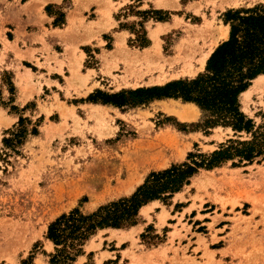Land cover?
Listing matches in <instances>:
<instances>
[{
	"label": "rangeland",
	"instance_id": "obj_1",
	"mask_svg": "<svg viewBox=\"0 0 264 264\" xmlns=\"http://www.w3.org/2000/svg\"><path fill=\"white\" fill-rule=\"evenodd\" d=\"M19 3L0 0V43L14 50L18 34L9 21L17 18ZM255 6H264V0H64L45 7V13L53 17V27L62 28L69 13L68 27L60 33L64 39L54 48L61 57H70V63L65 62L67 73L61 72L63 61H56L59 77L68 76V85L64 92L57 90L59 96L55 94L54 100L38 98L23 107L13 104L10 93L3 95L0 264H21L30 256L31 264H49L54 246L45 234L57 217L74 209L92 213L130 196L151 172L184 162L189 152L210 153L235 138L227 127L205 129L199 108L181 99L116 107L94 103L88 97H100L95 92L113 95L194 79L204 72L208 60L199 68L197 52L206 55L229 37L230 25L224 23V14ZM161 18L164 20L159 21ZM194 27L205 30L192 52L190 63L196 71L173 77L179 68H170L163 60L174 57L175 46ZM224 27H228L227 38H219L212 47ZM154 30L161 61L149 65L135 61L154 46ZM144 38L146 46L142 48ZM46 50L49 52L48 47ZM24 66L39 71L30 63ZM52 70L48 65V71ZM260 76L238 97L240 111L256 126L264 124V75ZM160 78L164 83L156 82ZM10 83V73L0 70V90L9 92ZM182 105L198 109L194 119L180 122L164 110ZM5 113L25 122L21 127L17 121L6 128L8 123L1 120ZM21 128L26 130L25 140L14 148L13 135ZM33 128L36 135L31 134ZM3 139L10 141L8 146ZM158 210L161 213L155 215ZM133 227L101 230L89 242L103 241L107 251L131 246L126 253L130 258L136 257V249L166 243L159 256L167 264H264V161L237 167L227 162L211 171L201 170L167 205L152 201L143 206ZM83 255L86 262L82 264L108 256L104 253L97 258L98 252L87 251Z\"/></svg>",
	"mask_w": 264,
	"mask_h": 264
},
{
	"label": "trees",
	"instance_id": "obj_2",
	"mask_svg": "<svg viewBox=\"0 0 264 264\" xmlns=\"http://www.w3.org/2000/svg\"><path fill=\"white\" fill-rule=\"evenodd\" d=\"M224 23L230 25L228 39L213 51L204 72L194 79L177 80L164 86L139 88L113 95L95 92L96 97H100L90 95L88 100L123 107L141 105L153 99H181L199 108L205 129L227 127L235 138L220 144L210 153L198 150L189 152L184 162L151 172L130 196L100 206L92 213L83 214L74 209L57 217L49 223L45 234V238L54 246V253L49 255V264H74L77 257L83 255L85 243L97 232L135 226L143 206L152 201L167 205L173 195L189 185L191 178L201 170L211 171L227 162L237 167L264 161V124L256 126L253 120L240 111L238 102L239 95L247 90L251 81L264 75V6L229 10L224 14ZM143 41L140 43L142 48L146 46L145 38ZM13 92L10 83L11 96ZM1 101L0 90V104ZM11 110L15 111L16 108L12 107ZM24 122L25 119L19 117L20 127ZM26 134V130L21 128L13 135L14 148L23 144ZM31 134L36 135L37 129L33 128ZM242 136L245 138L241 139ZM9 142L3 139L4 145L8 146ZM141 237L145 238L144 235ZM155 239L160 241L158 236ZM31 263V256L21 261V264Z\"/></svg>",
	"mask_w": 264,
	"mask_h": 264
},
{
	"label": "crops",
	"instance_id": "obj_3",
	"mask_svg": "<svg viewBox=\"0 0 264 264\" xmlns=\"http://www.w3.org/2000/svg\"><path fill=\"white\" fill-rule=\"evenodd\" d=\"M64 0H20L19 8L17 9V18L10 22L12 25H16L14 32L18 34L16 41V50L13 48H5L4 43H0V70L8 71L10 73V81L13 86L14 92L12 95L13 104L17 107H23L31 101L35 100H54L55 94L59 96L60 90L62 92L67 88L68 76L64 75L59 77L61 74L59 72V65L56 61H63L61 66V72L67 73V66L65 62L69 55L60 56L58 52L55 51V45L61 44L60 40H63V33L69 24V13L66 12L65 23L62 28L53 27L51 22L53 17H49L45 13L46 6H55L63 3ZM92 6V5H89ZM104 33V32H102ZM2 40V39H1ZM12 43V41H8ZM49 48V52L46 50ZM3 51V52H2ZM51 51L55 52L56 56H53ZM197 51V50H196ZM18 53V54H17ZM17 55L21 57L18 58ZM200 52H197L198 57ZM75 57H79L78 54ZM66 58V59H65ZM70 60V59H69ZM84 59L81 60L80 65ZM30 63L34 67H38L39 71H32L30 68L24 66V63ZM70 63V61H67ZM48 65L54 70L48 71ZM65 65V66H64ZM41 75L42 78H37V75ZM263 77L258 76L256 79ZM255 79V80H256ZM48 92V93H45ZM2 96L8 95L9 92L1 88ZM44 95V97H41ZM4 96L2 97V99ZM3 113V112H2ZM4 122L8 125L6 128L15 124L18 121V116L14 114H1ZM161 210H158L155 215H159ZM134 228V227H133ZM107 231H104V233ZM170 233L172 231H169ZM88 248V246H92ZM137 247H141L136 244ZM166 247V243L153 249L145 250L142 248L133 251L136 257L130 258L127 256V251L131 248L128 245L119 248L118 250L107 251L104 250V242H87L83 249L86 252H92L99 258V255L107 253L108 256H103V258L98 261V259H93L91 264H167L164 259L159 256ZM134 250V249H132ZM142 254L137 257V255ZM170 256V253H168ZM80 261V262H79ZM114 261H117L114 263ZM86 262V255L77 257L74 264H82Z\"/></svg>",
	"mask_w": 264,
	"mask_h": 264
},
{
	"label": "bare ground",
	"instance_id": "obj_4",
	"mask_svg": "<svg viewBox=\"0 0 264 264\" xmlns=\"http://www.w3.org/2000/svg\"><path fill=\"white\" fill-rule=\"evenodd\" d=\"M152 38L154 39V46L151 48L145 49L143 53H141L139 56H137L135 61L143 62L149 64L156 63V61H161V58L159 57L158 53V45L156 41L155 35L158 32L152 31ZM205 33L204 29L201 28H190L186 32V37L182 38L180 43H178L174 48V57L168 60H163V63L165 65H168L170 68L176 66L179 68V70L173 75V77H178L179 75H192L195 73L196 70L192 69L191 67V59L193 56V50H195V41L201 37ZM228 36V27L220 29L217 33V38L214 39L212 47H214L218 39H226ZM213 52L212 48L209 50V52L206 55L200 54L196 60L195 64L199 68H203L205 65L206 60L208 59L209 55ZM193 63V62H192ZM194 67V66H193ZM196 68V67H195ZM156 82L162 84L164 83V78L158 79ZM192 106V105H191ZM194 109L198 111L196 107L193 106ZM166 113L173 115L177 120L180 122H188L194 119L196 110L194 111L192 108H189L185 105H182L181 107H167L164 109ZM164 136H162L163 138ZM164 141V140H163ZM160 142V140H159ZM151 146V145H150ZM159 148V147H158ZM150 148H142L141 152H147ZM139 154V153H138ZM156 162V161H155ZM154 162V163H155ZM157 163V162H156ZM156 165V164H155Z\"/></svg>",
	"mask_w": 264,
	"mask_h": 264
}]
</instances>
